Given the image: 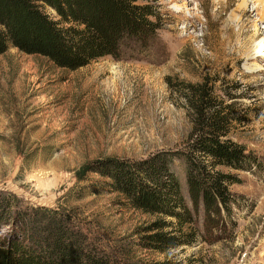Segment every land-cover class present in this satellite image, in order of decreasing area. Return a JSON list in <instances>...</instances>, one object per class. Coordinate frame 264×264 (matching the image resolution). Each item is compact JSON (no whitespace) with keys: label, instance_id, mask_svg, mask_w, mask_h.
<instances>
[{"label":"rangeland","instance_id":"1","mask_svg":"<svg viewBox=\"0 0 264 264\" xmlns=\"http://www.w3.org/2000/svg\"><path fill=\"white\" fill-rule=\"evenodd\" d=\"M145 3L160 27L146 48L126 44L118 58L77 71L12 47L0 56V201L11 211L0 210V249L22 236L21 214L42 209L69 214L72 230L113 264H264V1ZM189 86L213 89L232 121L228 138L261 167L217 168L238 181L229 188L241 202L233 223L211 230L201 207L197 242L163 254L147 238L168 233L158 224L169 220L111 193L98 167L187 152ZM171 169L193 210L185 163L173 159Z\"/></svg>","mask_w":264,"mask_h":264},{"label":"trees","instance_id":"2","mask_svg":"<svg viewBox=\"0 0 264 264\" xmlns=\"http://www.w3.org/2000/svg\"><path fill=\"white\" fill-rule=\"evenodd\" d=\"M156 17L155 7L145 0H0V56L12 47L45 57L60 69L77 71L104 58H118L126 44L148 47L160 30L153 21ZM187 91L194 114V138L187 152L169 154L163 161L97 164L99 175L111 180V193L123 194L137 209L169 220L158 224L168 233L147 238V247L163 254L197 242L195 216L201 207L207 228L222 230L233 223L241 202L229 188L238 181L217 168L250 172L261 167L259 158L228 138L232 121L213 89L189 86ZM173 159L186 165L193 210L171 169ZM85 175L79 174L81 179ZM9 203L1 200L0 210L11 214ZM35 214H21L23 234L9 238L0 249V264H113L82 233L72 230L69 214L42 209Z\"/></svg>","mask_w":264,"mask_h":264},{"label":"bare ground","instance_id":"3","mask_svg":"<svg viewBox=\"0 0 264 264\" xmlns=\"http://www.w3.org/2000/svg\"><path fill=\"white\" fill-rule=\"evenodd\" d=\"M264 0H262L263 2ZM240 10V9H239ZM261 20H263L262 18H260ZM264 43V42H263ZM259 57H264V54H259Z\"/></svg>","mask_w":264,"mask_h":264}]
</instances>
